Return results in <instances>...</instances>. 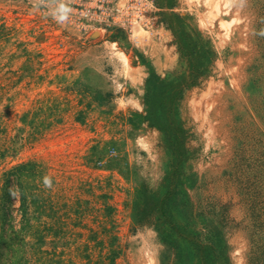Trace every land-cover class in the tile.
I'll list each match as a JSON object with an SVG mask.
<instances>
[{
	"label": "rangeland",
	"instance_id": "1",
	"mask_svg": "<svg viewBox=\"0 0 264 264\" xmlns=\"http://www.w3.org/2000/svg\"><path fill=\"white\" fill-rule=\"evenodd\" d=\"M58 2L0 0V245L5 179L24 165L45 201L23 264H201L192 236L215 264H249L264 220V0H156L163 40L116 35L127 56L59 22Z\"/></svg>",
	"mask_w": 264,
	"mask_h": 264
},
{
	"label": "built area",
	"instance_id": "2",
	"mask_svg": "<svg viewBox=\"0 0 264 264\" xmlns=\"http://www.w3.org/2000/svg\"><path fill=\"white\" fill-rule=\"evenodd\" d=\"M58 19L67 28L92 39L107 40L118 49L116 35L124 34L127 43L138 46L151 40H163L168 30L163 9L156 0H59Z\"/></svg>",
	"mask_w": 264,
	"mask_h": 264
},
{
	"label": "trees",
	"instance_id": "3",
	"mask_svg": "<svg viewBox=\"0 0 264 264\" xmlns=\"http://www.w3.org/2000/svg\"><path fill=\"white\" fill-rule=\"evenodd\" d=\"M165 19V16L163 15ZM197 77H195L189 84L195 83ZM24 165L18 166L14 172H9L5 179V190H4V203H5V221L3 232L1 235L0 245V264H23L26 258L25 253V229L27 228V215L33 206L44 205V199L38 194L36 195L32 190L33 188L25 185L21 180L19 174L24 171ZM19 201V211L21 214L20 220H15L12 216V210L15 204V200ZM17 209V210H18ZM142 212V211H141ZM19 225L17 226L16 225ZM254 228L258 231L253 233V239L251 251L249 254V264H264V220L257 221ZM179 230V227H176ZM261 238L262 241L259 239ZM191 241L195 254L200 259L201 264H215L216 258L219 262L220 257L208 249V244L202 241L197 236H192ZM217 255H220L218 252Z\"/></svg>",
	"mask_w": 264,
	"mask_h": 264
},
{
	"label": "clouds",
	"instance_id": "4",
	"mask_svg": "<svg viewBox=\"0 0 264 264\" xmlns=\"http://www.w3.org/2000/svg\"><path fill=\"white\" fill-rule=\"evenodd\" d=\"M46 183H48V181H46Z\"/></svg>",
	"mask_w": 264,
	"mask_h": 264
},
{
	"label": "bare ground",
	"instance_id": "5",
	"mask_svg": "<svg viewBox=\"0 0 264 264\" xmlns=\"http://www.w3.org/2000/svg\"><path fill=\"white\" fill-rule=\"evenodd\" d=\"M120 56H122V55L120 54Z\"/></svg>",
	"mask_w": 264,
	"mask_h": 264
}]
</instances>
